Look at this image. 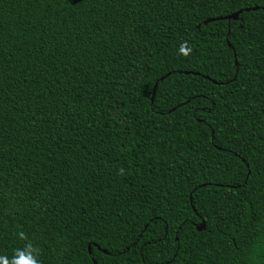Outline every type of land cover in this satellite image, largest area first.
<instances>
[{
    "label": "trees",
    "instance_id": "obj_1",
    "mask_svg": "<svg viewBox=\"0 0 264 264\" xmlns=\"http://www.w3.org/2000/svg\"><path fill=\"white\" fill-rule=\"evenodd\" d=\"M29 244L264 264V0H0V258Z\"/></svg>",
    "mask_w": 264,
    "mask_h": 264
},
{
    "label": "clouds",
    "instance_id": "obj_2",
    "mask_svg": "<svg viewBox=\"0 0 264 264\" xmlns=\"http://www.w3.org/2000/svg\"><path fill=\"white\" fill-rule=\"evenodd\" d=\"M190 49L186 48L183 44L180 47V52L182 54H187ZM23 236V234H20ZM27 251L26 252H18L17 257L14 259L13 264H38V262L32 257L31 253L33 249H31V245L25 246ZM0 264H7V261L3 258H0Z\"/></svg>",
    "mask_w": 264,
    "mask_h": 264
},
{
    "label": "water",
    "instance_id": "obj_3",
    "mask_svg": "<svg viewBox=\"0 0 264 264\" xmlns=\"http://www.w3.org/2000/svg\"><path fill=\"white\" fill-rule=\"evenodd\" d=\"M254 9L256 7H253ZM246 10H250V7L247 8ZM242 12V10H239V11H236L234 13H231V14H228L226 16H220V17H215V18H209L208 20L205 21V23L211 21V20H215V19H228V20H231V19H238L239 18V14ZM167 75H169V73H167L166 75H163L162 77H160L158 79V81L156 82L155 86H154V89H153V95H152V100L154 98V94H155V91H156V87H157V84L160 80H163ZM205 227V223L204 222H201L199 225H198V229H203ZM89 251L91 252V247L89 246ZM95 264H96V261H94Z\"/></svg>",
    "mask_w": 264,
    "mask_h": 264
}]
</instances>
